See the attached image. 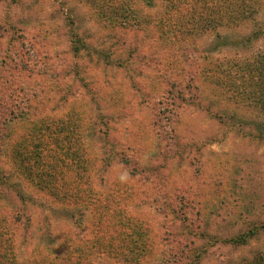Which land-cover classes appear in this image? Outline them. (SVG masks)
I'll list each match as a JSON object with an SVG mask.
<instances>
[{"label": "rangeland", "instance_id": "obj_1", "mask_svg": "<svg viewBox=\"0 0 264 264\" xmlns=\"http://www.w3.org/2000/svg\"><path fill=\"white\" fill-rule=\"evenodd\" d=\"M204 1L180 0L174 27L167 0H0V223L19 263L264 264V0L239 20ZM120 213L138 254L110 242Z\"/></svg>", "mask_w": 264, "mask_h": 264}, {"label": "trees", "instance_id": "obj_2", "mask_svg": "<svg viewBox=\"0 0 264 264\" xmlns=\"http://www.w3.org/2000/svg\"><path fill=\"white\" fill-rule=\"evenodd\" d=\"M166 1V0H165ZM169 5H173L175 4V7L177 10V19L172 22L170 19H168V23H174V27L176 26L175 23H180L181 22V19H182V15L180 14L181 12H184L186 11V8L187 7H190L192 4V9L195 8L196 5H203V10H205V14L207 13V7L209 8H212V3L209 2V6H208V3L205 2L204 0H189L191 1V5H183L184 3L183 2H179L180 0L176 1V0H167ZM176 1V3H175ZM228 4H229V9H230V12H226L227 15L231 16L232 19L234 20H239L240 19V15L242 14V5L244 3L243 0H228L227 1ZM185 3H188V2H185ZM189 4V3H188ZM242 16V15H241ZM213 22V21H212ZM211 25V24H214V23H206L204 25ZM217 23H215L216 25ZM234 24H237V25H241L242 23H234ZM203 25V26H204ZM200 31H203L202 28H200ZM254 35V34H253ZM216 39L218 40H222V41H225L227 42L228 40H233V38H230V36H222L220 33H216ZM246 37L242 38V39H238V40H235V41H239L238 44H240V42H244L246 41ZM219 43V41H218ZM223 43H221L219 46H222ZM261 66V68H260ZM258 67V69L260 70H263L261 73H263V76H264V51H262L260 53V55L258 56V60H257V65L254 67L256 68ZM262 88H263V93H264V80H263V83H262ZM60 123H61V127H58L57 129H59V132L56 131L54 134H57L58 137L60 135V130L63 128L64 126V122H62V120H58ZM59 126V125H58ZM70 129V132L73 133L72 131V125L69 124V126L67 127ZM74 164H77L76 162V159L74 157V159L72 160ZM25 166V172L28 173V175H30L31 178H33L34 173L33 171H31V168H29L27 165H23ZM36 179L38 178V175L35 177ZM49 178V177H48ZM54 180L53 179H50V180H47L45 181V179H43V183H44V187L42 190H46L48 192H51V190H55L56 189V183L53 182ZM67 186H58V188L56 189L58 192H63V196L65 198L67 197H74L75 199L77 200H80L81 198H85L86 202H91V203H95V199L92 198V195L93 193L90 192L89 193V198L87 196V189H86V186H85V190L81 187V186H78L77 190L74 189V190H70L71 187H68L66 188ZM83 190V191H82ZM84 194V195H82ZM69 200V199H68ZM81 201V200H80ZM111 205V204H110ZM134 220V218H131L129 217L128 215H124L123 213H120L116 216L115 218V223H111V226L113 227L115 233L110 236V239L111 241L110 242H113V243H116L117 241L119 243L123 242L125 244H127L129 242V244L125 247L126 249H128L130 255L131 254H138L140 249L139 247H137V242H136V238L138 237H143L141 236L140 233H137L134 234V235H131L129 231L131 228L134 227V225L136 223H133L132 221ZM7 235V226H3L2 223H0V264H21L19 263L18 259L14 257V254L13 252H9L7 250L4 249L3 247V243L5 241V237ZM117 244V243H116ZM2 245V246H1ZM118 245V244H117ZM137 252V253H136ZM56 257V258H55ZM54 258L55 259H52L51 262L47 263L45 262L46 264H66L68 261H61L60 263L59 262H55V260L57 259V256H55ZM32 264H38L37 262L36 263H32Z\"/></svg>", "mask_w": 264, "mask_h": 264}]
</instances>
